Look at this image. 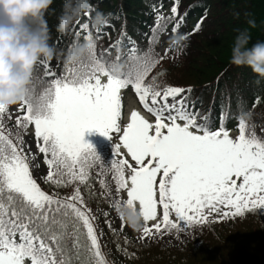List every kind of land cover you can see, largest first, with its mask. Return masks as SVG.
Instances as JSON below:
<instances>
[{
	"label": "trees",
	"instance_id": "trees-1",
	"mask_svg": "<svg viewBox=\"0 0 264 264\" xmlns=\"http://www.w3.org/2000/svg\"><path fill=\"white\" fill-rule=\"evenodd\" d=\"M160 1L73 0L74 6L71 7L66 0H0V76L4 80L13 79L18 85L15 87L22 93L24 89L33 109L31 117H37L40 109L44 114L49 111L59 89L83 86L100 67L106 66V71H114L128 80H144L156 88L164 85L192 88L194 113L198 111L200 116H205L206 125L212 132L220 126L226 130L236 127L235 124L243 118L248 124V134L252 132L264 138V0H231V4L226 0H179V9L181 13L186 9L185 15L192 26L202 19L190 42L201 44L197 52L201 48V52L209 53L203 57L216 71L214 78L209 74L210 77L198 80V85L187 87L178 85L183 82L180 74L183 62L194 56L190 51L192 43L178 52L167 54L166 61L176 62V69L168 65H164L163 70L160 68L164 61L155 47L163 28L159 26L150 30L149 25ZM80 6H91L94 16L106 13L114 31L104 27L102 33H97L87 45L78 38L77 32L68 29L70 13ZM168 24L167 21L165 25ZM115 35H119L120 43L127 37L135 39L137 54L122 56L118 53L109 40ZM42 37L48 39L40 40ZM46 56H53L56 61L52 77H48L45 68L39 64ZM32 58L37 62L31 61ZM8 117L4 115L6 124ZM27 125L23 119L9 126L12 141H19ZM2 147L12 150L8 140L0 142V154ZM107 151V148L93 149L89 171L81 175L83 179L60 174L55 178L57 182L51 185L63 198L78 200L80 206L77 210L81 216L91 215L90 220L96 216L101 228L96 229L94 244L75 212L63 211L55 218L60 209L54 215L47 214L46 210L32 208L17 196H13L16 204H9L6 200L10 194L5 192L7 185L1 164L0 216L18 222L27 221L29 216V226L44 237L48 233L41 226L42 217L57 219L52 232L59 237L54 245L61 264H187L189 259L196 263L207 251L214 250L225 259L224 264H264L262 224L256 225L255 232L249 226V230L237 233L236 239L222 237L218 244L212 245L213 228L208 223L201 228L202 233L195 231L190 249L163 247L160 243L137 245L125 233L109 229L105 215L116 180L108 174ZM9 160L0 158L3 163ZM6 205L9 212L4 209ZM27 207L40 214L31 213ZM10 210L15 213L11 215ZM244 220L247 221V217ZM196 243L199 248L195 247Z\"/></svg>",
	"mask_w": 264,
	"mask_h": 264
},
{
	"label": "rangeland",
	"instance_id": "rangeland-1",
	"mask_svg": "<svg viewBox=\"0 0 264 264\" xmlns=\"http://www.w3.org/2000/svg\"><path fill=\"white\" fill-rule=\"evenodd\" d=\"M226 1L231 4V0ZM85 14L77 10L70 17V24L76 26L81 20L85 21ZM88 20L95 27L100 23H107V19L103 17L97 21ZM89 21L86 24H89ZM186 31L187 27L181 21L176 36L163 37L164 46L174 49L184 48L192 43L190 51L194 52V56L187 57L180 69L183 82L178 86L183 87L198 85L200 79L209 74L214 78L216 72L203 57L209 53L201 52V48L197 52L201 44L186 42ZM231 45L233 47V43ZM162 49L163 46L159 48L160 53L163 52ZM162 54L160 57H163ZM190 58L193 61H190ZM163 61L164 64L160 67L162 70L164 65L176 69V62L171 59ZM45 65L52 67V59L46 60ZM8 92L10 90L6 86L0 87V107L8 102V110L13 111L12 114L17 120L20 103L14 101V96ZM184 95L185 92L167 91L153 97L146 89L128 88L120 91L117 82L105 77L86 84L78 93L69 92L65 99L59 96L48 119L38 122L30 119L28 135L21 136L18 149L20 160H15L12 165L7 166V179L13 188L25 194L26 199H41L44 194L37 191L38 185L54 179L50 178V165L43 162L38 152L39 138L45 130L51 133L49 140L52 138L54 141L50 150L56 161L61 159V154L76 158L79 152L87 149L94 140L110 135V143L117 145L114 161L125 166L124 196L131 201L134 209V215L123 209L124 222L117 214H113L110 227L116 231L123 230L143 245L160 243L163 247L180 249L192 247L189 243L194 239L196 230L199 234L202 233V224L212 225V245L218 244L217 241L222 237L236 239L235 235L241 230H249V226H252L255 232L257 224L264 225V157L253 155L247 147L236 142L237 135L233 132L220 135L198 133L202 120L192 125L186 120L183 108L179 105ZM117 100L120 106L119 121H122V124H118L119 133L111 135V131H108L111 124L107 129V117L111 114L107 115L105 108H113ZM144 111L150 116H145ZM138 114L152 122L158 120L159 123L162 121L169 125L164 127L169 129V132L162 135L156 147L158 161L164 158L165 165H177L166 187L168 215L172 219L168 225L169 229H163L165 212L163 208L159 209V206L163 205L160 200L161 191L158 190L159 182L164 177L163 173L158 176L157 182L156 166L144 174L147 168L141 169L136 165L138 161L144 160L145 141H148L150 134L152 136L155 131L154 125L144 123ZM177 124L178 130L173 129ZM150 142L154 143L152 140ZM12 158L16 157L13 155ZM156 192L160 195L158 199ZM123 203L124 200L120 202L121 207ZM74 212L81 218L94 244L97 241L96 229L101 228L100 223L93 225L95 216L90 220L91 215L81 216L77 209H74ZM245 217L247 221L244 220ZM161 219L163 223L158 229L159 232L156 230V224ZM195 247L200 246L196 243ZM217 251H207L200 261L195 263V260L189 259L187 264H224L225 259ZM23 256L11 254L0 244V264H31L29 259Z\"/></svg>",
	"mask_w": 264,
	"mask_h": 264
}]
</instances>
